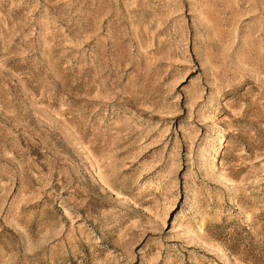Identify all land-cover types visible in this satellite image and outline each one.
<instances>
[{
	"label": "rangeland",
	"instance_id": "374dc122",
	"mask_svg": "<svg viewBox=\"0 0 264 264\" xmlns=\"http://www.w3.org/2000/svg\"><path fill=\"white\" fill-rule=\"evenodd\" d=\"M0 264H264V0H0Z\"/></svg>",
	"mask_w": 264,
	"mask_h": 264
}]
</instances>
